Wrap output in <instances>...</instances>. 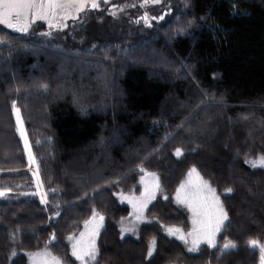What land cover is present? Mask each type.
Here are the masks:
<instances>
[{"label":"trees","instance_id":"trees-1","mask_svg":"<svg viewBox=\"0 0 264 264\" xmlns=\"http://www.w3.org/2000/svg\"><path fill=\"white\" fill-rule=\"evenodd\" d=\"M168 3L163 19L152 20L144 37L109 43L84 27L74 32L61 48L86 60L70 56L63 57L65 65L58 63L59 55L42 50L59 45L26 35L0 47V134L8 140L0 145V190H10L0 197V264H30L27 253L47 250L63 264H77L68 238L82 232L93 210L95 219L103 216L101 264H162L163 258L165 264L261 263L259 249L248 240L264 243V168L245 160L264 155V0ZM104 12H96L97 23L106 21L99 14ZM93 39L95 50L86 52ZM84 41L87 46L73 48ZM124 43L127 51L119 48ZM140 47L152 58L148 68L127 64L128 57L142 61L135 56ZM157 66L162 70L153 72ZM80 71L89 74L82 78ZM57 79L69 90L65 96L53 94ZM169 97H176L172 107ZM13 102L34 140L45 204L28 171ZM176 148L182 149L180 157ZM70 153L86 169L67 168ZM218 165L223 173H215ZM192 167L216 190L228 214L217 246L196 253L167 231H190L188 212L175 195ZM145 173L156 174L160 190L133 236L122 229L130 230L128 198L141 191ZM226 238L236 248L223 252ZM113 248L133 256L125 262Z\"/></svg>","mask_w":264,"mask_h":264},{"label":"snow or ice","instance_id":"snow-or-ice-1","mask_svg":"<svg viewBox=\"0 0 264 264\" xmlns=\"http://www.w3.org/2000/svg\"><path fill=\"white\" fill-rule=\"evenodd\" d=\"M102 3L107 5L109 0H102ZM159 3L160 0H143L141 7ZM100 6V0H0V25H5L21 33H27L30 25L36 21H45L50 28H63L66 26L63 21L68 18L75 20L78 18V14L85 12L86 9L98 10ZM120 10L123 11V7ZM110 14L115 16L116 12L113 11ZM143 19L145 26L151 27L147 13H145ZM151 19H163V16H153ZM42 35H49V33L45 32ZM13 111L16 114L17 130L21 138L24 139L27 150L28 141L15 102H13ZM174 154L176 157H180L183 154L182 149L176 148ZM29 160H32L30 152ZM245 163L252 168H264V155L258 156L255 160L246 159ZM140 170L144 172L143 168ZM145 176H151L152 180L149 183L145 181L144 176L141 177V184L144 185L141 199L128 198L137 219L142 218L143 210L147 207L148 202L155 199L156 192L160 190L159 178L155 173H145ZM7 191L10 190H0V197H4ZM225 192L231 193L232 188H226ZM175 200L178 204H184L192 213V230L187 234L192 238V247L188 251H195L201 242L207 243L209 247H216V235L223 228L224 222L228 220V214L220 201V197L216 194V190L207 181L203 180L195 167L189 169L187 179L181 182L176 189ZM41 203H46L43 197ZM56 215H59V213H56ZM97 216L98 213L93 210V219ZM99 220L102 221L103 216H99ZM91 223V221H85V227L89 229L88 232L81 233L80 239L72 243L71 246V255L81 264H88L89 260L95 261L97 256L95 237L98 234L99 224H92L89 227ZM123 231H127V229H122ZM167 231L170 235H177L185 244L188 243L181 229L170 227ZM86 235L87 239H85ZM68 239L71 241L73 237L70 236ZM248 245L259 249L261 264H264V243H260L257 239H249ZM154 248L155 241L153 240L148 248L147 255L149 257L152 256ZM235 248L236 244L226 238L222 251L226 252ZM12 255L15 256L16 253L13 252ZM27 255L31 264H62L59 258L51 256V253L47 251L27 253Z\"/></svg>","mask_w":264,"mask_h":264},{"label":"rangeland","instance_id":"rangeland-1","mask_svg":"<svg viewBox=\"0 0 264 264\" xmlns=\"http://www.w3.org/2000/svg\"><path fill=\"white\" fill-rule=\"evenodd\" d=\"M134 3L136 4V6H138V7L141 8V4L143 3V0H135ZM164 3H167V1L166 0H160V3L159 4H148L143 9H137L136 8L134 10V12L131 13V14H129L128 11L124 10V11H126V12H123L124 15H119L118 16L120 18L119 21H121V22L124 23L122 30L113 29L114 27H113L112 22L110 23L107 20L104 21V22H101V24H100V23H97L96 20L95 21H92L91 19L87 18L85 15H82V16L79 17V22L71 21L70 24H68L66 22V20L63 21V24L66 25L63 28H56V27L50 28L48 26V23L47 22H45V21H36L35 23H32L30 25L27 33H29L30 30H36L34 33L37 34V35H39L42 32L49 33L50 34V40L48 38L43 37V38H39L36 41L41 42V43H47L48 42V43H50L51 46H57V45H59L60 46L59 48H49V49L46 48V49H43L42 51H44V52H53V53H55V55L56 54L59 55L58 56V63L59 62H62L65 65V62L63 60L64 59L63 57H68V58H71L70 56H72V57H79L81 60H86V59L89 58V57L77 56L75 54L76 52L75 53L66 52V51L64 52V49H62L61 47H65V46H61V45L67 44V43H63L66 40L64 37L67 34L74 33V32H80V33H82L83 27H84L85 28V32L86 31H89L92 34H95V36H99L98 39H97V41L107 39V40L110 41L109 43H113L114 41H123V39L125 37H129V38H132V37H137V38L144 37V36H147L148 35V33L151 30V27L145 26L144 19H143V17L145 16V14H144V11L143 10L144 9L151 10V12H149V11L145 12V13H147V15L149 17V22H150V18L153 17V15H157L155 17H160L161 14H165V12L164 11H161V9H160V7ZM154 9H155V11H154ZM128 15H131V19L129 17H127ZM138 19H140V22L139 23H137ZM40 26L44 28V31L38 30V28ZM0 29H4V30L10 31V32H17V31H15L13 29H10V28L6 27L5 25H0ZM134 31L137 32V33H134ZM17 33H21V32H17ZM17 33H11V36H10L8 34H5V33L0 32V47L1 46H8L9 45L8 44L9 41L10 40H14L12 38L19 39V34H17ZM127 34H130V35H127ZM94 41L95 40L93 39L92 42H91V44H89V47L87 48L88 50H85L86 52H93L95 50ZM87 45H88V43L86 41H84V44L75 45L73 48H78L77 46L85 47ZM73 48H72V50H75ZM119 48L127 51L126 46H125V43L122 44V45H120ZM140 48L141 49H139L135 53V56L136 55L137 56H142L143 57L142 61L141 62H136L135 61V63H134L133 60H131V57H128V58H126V61L128 62L127 64H129V65L132 64V65L135 66L137 63H143V65H145L146 67L148 66V63L152 61V58L150 57V61H149V53L148 52H144V48L143 47H140ZM145 48H147V47H145ZM69 49H71V48H69ZM115 49H116V47H115ZM109 50L110 49H106L103 52L104 57L107 58V55L109 53ZM42 51H39V53L37 51H35V52H37L36 54L42 56L43 55L42 54ZM76 51H78V50H76ZM80 51L82 52L83 50H80ZM122 55H123L122 53L119 54V57H122ZM132 56H133V54H132ZM154 59H155V57H154ZM3 64L6 65V66L8 65L9 68H11L10 65H9L10 62H8L7 60H4L3 61ZM73 64H76V63L73 62ZM151 70L153 72L161 71L162 70V66L151 67ZM45 72L46 71H41L42 74H45ZM1 73H2V70H0V76H1ZM88 74H89L88 71H82V72L80 71L78 76L81 75L82 78H86L88 76ZM94 80L96 82H99V83H103L104 82V81L101 82L102 78H100L98 75H95L94 76ZM58 81H59V79H57V81L55 82L56 85L54 87L53 94L62 93V96H65L67 94L66 92H69V90L67 88H65L64 83H61L60 85H58L57 84ZM171 81H172V79L169 80V82H171ZM36 86L37 85L35 84L34 87H36ZM64 91H66V92H64ZM175 99H176V97H174V98L173 97H169L168 98V101H167V107H172L173 104H174ZM31 109L33 110V105L31 106ZM98 111L104 113V111H102V110H98ZM37 114L39 116L38 121L40 120L42 126H44V120L42 119V117L40 115L41 114L40 110L37 111ZM19 115H20V119H21V121L23 123V128L25 130L26 139L28 141V148H27V150L25 148L24 139L21 138V136H20V134H19V132L17 130V119H16V114L14 113L15 121H16V130H17V133H18V136H19L20 140L22 141L23 148H24L25 154H26V159H27L28 164H29L28 171H30L29 173H31L32 177L36 181V187H37L38 193H40V195H43V192H42L41 187H40V177H39L38 169H37V166H36V160H35L34 152L32 150V145H31V142H30V141L33 142L34 140L31 138V136L29 135L28 130L26 129V125H25V122H24V119H23L22 110H21V112H19ZM28 117H29V115H28ZM38 126L40 127L39 124H38ZM0 131H2V128H0ZM7 142H8L7 138L3 135V133H1L0 134V145L6 147ZM119 144L120 143H118L117 145H119ZM92 148H93L92 146L89 147V152L92 150ZM33 149H34V146H33ZM29 152L31 153V157H32V160L31 161L29 160ZM70 154L71 155H69L68 157L70 159H72V160L65 165L67 168L73 169V170H84V169H86V166L85 165H82V162L80 163V160H78L79 157L76 156L77 154H74V153H70ZM76 157H78V158H76ZM224 160H225L224 156H221V159H220V161L218 163H220V165H222V163L224 162ZM220 165H218L217 166V169L215 170V173L216 174H220L221 172L222 173L224 172L222 170V166H220ZM114 169H117V167L114 168ZM143 176L145 177V181L146 182H149V183L151 182V180H152V177L151 176H145V175H143ZM140 185H141V191L138 194L129 195L130 197H135L137 200L141 199V194L144 191V185L141 184V181H140ZM156 194H157V192H156ZM156 194H155V197H156ZM42 197H43L44 200H46V198H45L44 195ZM153 201H154V199L148 202L147 207L143 210L142 218H140V219H137L136 218V213L134 212V209H133L132 204L131 203L128 204L130 206V208H131V215H130L129 218L131 219V224L132 225L130 227V230L126 231L127 234H134L133 236L138 235V229L141 227L140 225L143 224V223H145V221L147 220L146 212H147L148 208L150 207V205L153 203ZM180 205L183 206L186 209V211L188 212V215L190 217V231H191L192 230V213L189 211V209L184 204H180ZM227 221L228 220H226L224 222V226L227 223ZM91 222L92 223L90 224L89 227H91L92 224H99V229H98V234L95 237V243H96V248H97L96 260L95 261L89 260L88 261V264H101L100 261H98V259H99V250H100V244H99V241L98 240H99L100 233H101V231H102V229L104 227V224H103V221H100L99 219H92ZM222 229H221V231H222ZM88 230L89 229H86V227L84 226V229L82 230L81 233H87ZM182 232L185 235L186 239L188 240V243L187 244H185L184 241L180 240L177 237V235H172V236H174L175 238L179 239L180 242H182L183 244H185L186 245L185 247H187V249H189L190 247H192V238L187 235L188 232H185V231H182ZM220 232L217 233L216 240H217V237L220 234ZM81 233L79 235H77L76 237H74L73 240L70 241V243H71L70 244V247L72 246V243H74L76 240L80 239ZM85 239H87V235L85 236ZM216 240H215V243H216V246H217ZM205 245H207V243L201 242L199 244L198 248L196 249V251L199 248H201L202 246H205ZM113 250L115 252H118V255H122V257H124L125 262L127 260H129V258H131L133 256V254H126V250L123 249V248H119V249L113 248ZM47 252H50L51 253V256L56 257L51 251L47 250ZM71 252H72V247H71ZM190 253H196V252L195 251H192ZM174 256L175 255H173L172 257H174ZM71 257H73V256L70 255V258ZM73 258L75 259V257H73ZM75 261L77 262V264H81L80 261H78L76 259H75ZM165 262H166V258H163L162 261H161V263L162 264H165ZM260 262H261V259H260ZM30 264H31V262H30Z\"/></svg>","mask_w":264,"mask_h":264},{"label":"flooded vegetation","instance_id":"flooded-vegetation-1","mask_svg":"<svg viewBox=\"0 0 264 264\" xmlns=\"http://www.w3.org/2000/svg\"><path fill=\"white\" fill-rule=\"evenodd\" d=\"M132 0H121L118 3H115L113 6H111V8L107 9L104 13H99L101 16H103V18L108 19V22H112V24H117L118 22H120V18L118 17L119 15H124L123 12L128 11L129 14L134 12V9L132 8ZM115 6V7H114ZM123 7V11L120 10V8ZM126 10V11H124ZM116 12V15L113 16L110 13L111 12ZM97 16V14H91V15H87V18H91ZM128 17L131 19V15H128ZM92 21H95V19H92ZM39 29H43V27H40ZM1 31H3L4 33H7V31H5L4 29H0ZM72 33L67 34L64 38L66 39L68 36H70ZM28 36H32L33 38H36V34H34L33 32L31 34H29Z\"/></svg>","mask_w":264,"mask_h":264},{"label":"water","instance_id":"water-1","mask_svg":"<svg viewBox=\"0 0 264 264\" xmlns=\"http://www.w3.org/2000/svg\"><path fill=\"white\" fill-rule=\"evenodd\" d=\"M110 1H111V0H109V2H110ZM100 4H101V6H100V8H99L98 10H94V9H86L85 12H83V13H79V14H78V18H77V19L73 20V19H71V18H68V19L66 20V22H67L68 24H70L71 21L79 22V17L82 16V15H87V14H90V13H95V12H101V11H103V8H104L105 4L102 3V0H100Z\"/></svg>","mask_w":264,"mask_h":264}]
</instances>
